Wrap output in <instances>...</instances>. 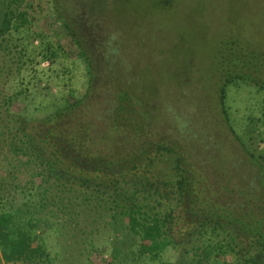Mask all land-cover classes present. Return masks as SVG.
I'll return each mask as SVG.
<instances>
[{"label": "trees", "instance_id": "obj_1", "mask_svg": "<svg viewBox=\"0 0 264 264\" xmlns=\"http://www.w3.org/2000/svg\"><path fill=\"white\" fill-rule=\"evenodd\" d=\"M50 4L52 12L45 18L34 0H0V166L6 163L14 179L0 183V264H153L161 245L181 246L170 234L175 207L185 201L200 204L202 197L203 215L195 226L198 242L189 249V264H211L213 255L221 264H264V155L241 140L229 104L238 94L248 97L240 106V130L248 126L264 142V58L236 46L234 39L226 42V53L217 58L218 114L246 156L253 178L243 189H236V184L225 188L237 192L241 203L237 209H226L202 195L194 198L200 177L178 142L145 139L153 107L141 97L123 89L116 92L111 97L116 103L113 117L105 119L107 127L98 135L89 132L97 126L93 122L82 126L81 134L79 129L57 132L62 117L80 112L83 103L100 101L87 38L80 37L69 16L62 14V5L55 0ZM57 25L76 47L75 60L84 63L85 76L79 84L83 90H70L73 102L56 107L46 118L28 119L24 108L12 112L15 103L26 104L25 89L59 88L61 75L54 70L64 58ZM44 62H49L47 76L38 69ZM121 133L136 141L135 146L109 158L106 143ZM98 143L104 150L96 153ZM25 173L26 188L18 183ZM104 219L110 227L122 219L138 238L139 248L122 254L114 245L108 250L110 232L98 229ZM79 226L80 231L72 234Z\"/></svg>", "mask_w": 264, "mask_h": 264}, {"label": "rangeland", "instance_id": "obj_2", "mask_svg": "<svg viewBox=\"0 0 264 264\" xmlns=\"http://www.w3.org/2000/svg\"><path fill=\"white\" fill-rule=\"evenodd\" d=\"M55 1L62 5V14L69 16L79 36L88 39L89 52L95 61L93 83H96V98L100 101H85L80 112L75 111L70 118L62 117L57 132L77 131L89 122L97 124L89 129L92 136L104 132L105 123L98 112L102 113L107 101L124 89L153 107V112L148 113L152 114L153 121L145 135L146 140L157 137L178 142L194 174L200 177L195 186L194 198L197 200L202 195L211 199V204L237 209L241 205L237 192L231 194L225 188L231 189L236 184V189H243L253 178L251 166L245 161L246 156L218 114L216 77L221 67L217 58L226 53L225 44L233 39L239 44L236 46L246 51H257L264 58V0ZM34 2V7L40 6L45 18L52 12L51 0ZM70 9L72 13L63 12ZM36 12L39 13V9ZM39 27L36 24V28ZM56 33L63 51L60 55L64 58L54 70L61 75L59 88L54 86L38 90L33 85L27 87L24 92L26 104L15 103L12 112L24 108V115L28 119L37 121L46 118L56 107L62 108L68 101L73 102L70 90H83L79 84L80 78L85 76L84 63L75 60L77 49L60 26ZM48 66L49 62H44L38 69L45 70L47 76L50 74L46 71ZM43 85L44 81L41 82ZM248 101L247 96L238 94L236 101L229 102L230 111L244 144L254 153L264 155V142L259 140L257 132L248 126L240 130V106ZM106 132L103 135L105 138L108 136ZM109 140L105 149L109 158H116V152H123L136 143L126 133ZM102 143L94 147V152L104 150ZM8 169L6 163L0 166V183L7 178L12 179L9 182H14L13 170L8 172ZM28 182V173L23 174L18 181L24 188L29 185ZM34 182L39 185L40 180L36 178ZM203 201L202 197L196 207L199 208ZM180 206L175 207L176 214L179 208L182 209ZM99 221L101 224L98 223V229L110 232L109 242L112 246L109 245L108 250L114 245L118 254H122L139 248L138 238L130 233L122 219L111 227L105 219ZM84 225L82 223L81 227ZM81 227L71 233L77 234ZM180 227L173 228L177 232L175 237L183 233ZM48 235L49 232L46 234V243L50 247L52 239ZM63 245L64 242L61 248ZM162 249L161 245V252L153 264L191 262L189 248L167 244ZM210 260L211 264H221L215 255Z\"/></svg>", "mask_w": 264, "mask_h": 264}, {"label": "flooded vegetation", "instance_id": "obj_3", "mask_svg": "<svg viewBox=\"0 0 264 264\" xmlns=\"http://www.w3.org/2000/svg\"><path fill=\"white\" fill-rule=\"evenodd\" d=\"M106 106L107 107H104V105L102 106V107H104V111H102V113L98 112L101 116L100 118L103 119L104 122H106V120H105L106 118L111 119V117H113V113L115 111L114 107H116V103L111 102V98H110L107 101ZM136 106H137V104H136ZM93 114H95V111L93 112ZM105 127H107L106 123H105ZM80 131H81V129L78 130L77 132L80 133ZM196 204H197V201L195 204H191L188 201H185L180 206V207H182V209L179 208V212H177V214L176 213L174 214L176 217L174 218L172 225H174L176 227H173V228L177 229V227L179 225H181V227L179 229L181 232H183V233L179 234L180 236L178 235L179 237L176 236L174 238L176 239L177 242L178 241L181 242V246L185 245V249H188V248L193 249L192 248L193 245H195L198 242L196 239L198 236V233L195 229V226L200 223L199 221L201 220V216L203 214H202L201 209L196 207ZM203 212H205L204 209H203ZM173 228L171 226L172 231L170 232V234L172 236H174L175 233H177L176 231L173 230Z\"/></svg>", "mask_w": 264, "mask_h": 264}]
</instances>
